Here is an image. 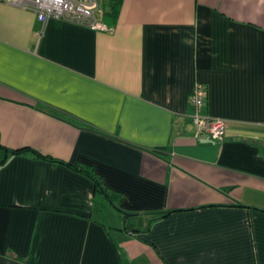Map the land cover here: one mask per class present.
I'll use <instances>...</instances> for the list:
<instances>
[{"label":"crops","instance_id":"crops-1","mask_svg":"<svg viewBox=\"0 0 264 264\" xmlns=\"http://www.w3.org/2000/svg\"><path fill=\"white\" fill-rule=\"evenodd\" d=\"M102 8L0 1V145L30 149L0 162V264H264V0ZM198 83L221 141L194 137Z\"/></svg>","mask_w":264,"mask_h":264},{"label":"built area","instance_id":"built-area-1","mask_svg":"<svg viewBox=\"0 0 264 264\" xmlns=\"http://www.w3.org/2000/svg\"><path fill=\"white\" fill-rule=\"evenodd\" d=\"M23 8L34 10L37 18L45 23L50 18L60 19L93 29L109 30L103 22L102 0H0ZM207 90L201 83L196 84L189 97L191 122L197 140L210 138L223 140L227 122L204 112Z\"/></svg>","mask_w":264,"mask_h":264},{"label":"trees","instance_id":"trees-1","mask_svg":"<svg viewBox=\"0 0 264 264\" xmlns=\"http://www.w3.org/2000/svg\"><path fill=\"white\" fill-rule=\"evenodd\" d=\"M120 5H121V0H108V11H105V13H104L105 20L108 23H114L116 21L117 16L119 14V10H120ZM0 150H3V154L1 156L0 162L4 163L9 155L19 154V153H22L24 151H28L30 149H21V150L7 149V148H5V147L0 145ZM32 151L37 156H39L40 158H43V159H46V160H49V161H52V162H61V163H63V161H61V160H57V159L51 158L49 156H45V155L40 154V153H38V152H36L34 150H32ZM70 167H72L75 170L84 172L85 174L90 176L93 179V181L95 182L98 191H100L117 209H119L115 205V201H116L115 199H117L116 196L112 195L109 192L108 188L103 185L101 179L98 176H96L91 169L85 168V167H83L81 165H76V166L70 165Z\"/></svg>","mask_w":264,"mask_h":264}]
</instances>
